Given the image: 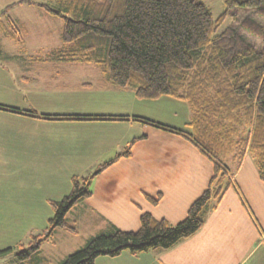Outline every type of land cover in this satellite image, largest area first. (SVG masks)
<instances>
[{
  "label": "trees",
  "instance_id": "obj_1",
  "mask_svg": "<svg viewBox=\"0 0 264 264\" xmlns=\"http://www.w3.org/2000/svg\"><path fill=\"white\" fill-rule=\"evenodd\" d=\"M16 3L37 6L63 20L62 45L53 51L56 60L93 63L101 72L102 84L133 88L139 98L171 96L187 102L192 111L190 130L164 127L192 139L214 161L208 187L192 202L182 221L173 224L143 212L138 229L97 234L58 264H95L100 256L168 249L191 237L203 227L212 200H220L232 184L227 157L239 165L250 154L264 182V24L242 19L243 27L260 38V48L237 27L218 31L237 7L254 8L264 18V0H224L225 9L216 17L203 0H58L59 7L18 0L0 15ZM7 19V35L22 43L20 27L9 16ZM131 146L93 176L121 156H130ZM88 181L73 176L71 191L49 200L53 215L48 225L32 236L28 246L15 252L17 261L32 262L40 257L42 243L52 240L57 227L77 233L67 214L76 203L92 196ZM147 196L154 204L161 198V194ZM13 250H0V256Z\"/></svg>",
  "mask_w": 264,
  "mask_h": 264
},
{
  "label": "rangeland",
  "instance_id": "obj_2",
  "mask_svg": "<svg viewBox=\"0 0 264 264\" xmlns=\"http://www.w3.org/2000/svg\"><path fill=\"white\" fill-rule=\"evenodd\" d=\"M7 1L17 2L18 0ZM38 1L59 7L58 0ZM203 1L212 10L214 17L225 9L224 0ZM13 8L21 12L24 7H19V9L14 4ZM26 8L29 13L20 16L21 22L25 24L24 31L21 32L23 42L18 43L9 38L1 40L4 53L0 56V104L20 110L31 111L34 109L41 114L93 115L97 118L117 117L123 123L118 121L117 124H111L110 121H105L109 124H104V126L107 130H121L125 139L128 140V144L123 145L124 140L118 144L116 150L91 152V156L82 162H74L69 154L61 152L57 160L58 163H56L53 158L54 154L46 150L45 155L48 158L46 160L35 158L32 173L28 172V177L31 176L32 180L31 185L29 181V185H27L25 179L22 180L29 187L26 190L28 196L26 194L23 196V203L15 202L16 189L14 188L20 189L25 185H19V183L17 186L14 185L11 177L12 168L0 169V176L5 178L0 180V250L15 246L13 253L0 257V264L13 262L15 252L28 246L32 239L31 234L43 232V229L48 225V219L53 215L49 200L54 199L59 193L68 194L71 191L73 176H76L80 181L87 178L89 189L98 193L107 177L121 174L122 172H116L117 169L112 168L105 169L93 176L100 166L128 149L130 143H132L131 153L134 157L129 163L133 172L129 173L144 177L146 181L143 187L152 191L149 193L153 197H157L163 192L164 198L155 209V214L161 218L168 217L173 224L185 219L192 202L208 187L210 177L213 175V163L209 161L211 175L209 180L194 183L190 189L189 181L180 165H183L185 161L197 160L198 157L195 153L190 154L189 149L180 146L179 141H172L173 137L156 140L162 141L157 145H154L153 142L139 146L136 144L138 140L134 143L132 140L141 137V134H137L135 130H138V126H144V123H140L138 120L146 122V124L190 130L188 122L191 118L188 104L166 96L156 100L139 99L133 88L120 89L113 85H98L101 72L95 64L56 60L53 56V51L62 45L60 35L63 20L51 16L45 11H43L45 17L40 19L37 15L38 12H41L38 7ZM7 16H9L8 12L2 18H7ZM245 17L253 18L264 24V18L257 14L254 8L237 7L231 10L218 31L221 32L228 26L237 27L249 40L258 45L257 48H260V38L251 34L242 25V19ZM32 26L37 28L29 29ZM25 29H29V31L26 32ZM3 126L0 124V130ZM36 128L38 129L35 130H47V128L42 129L37 126ZM53 129L69 130V126L60 125L59 128L54 127ZM6 153V157L12 158L11 155L18 152L7 150ZM38 154H40L39 150ZM145 160L149 165L140 163ZM246 160L248 163L242 166L240 172H237V167L234 166L230 169L231 174L235 176L237 188L231 184L225 190L227 194L224 196L219 210L208 214L209 216L205 218L210 226L202 234L205 241L209 243L210 251L224 247L227 264H254L256 261L258 263L260 260L264 261V223L254 210L256 209L254 208L256 199L260 203L263 201L258 198V195L262 192L264 194L262 190L264 182L254 170L253 157L250 156ZM250 160H253L252 169ZM37 162L38 164H36ZM25 173H23V178H25ZM228 180V177L223 180V186ZM196 186L198 189L194 194ZM215 202L216 199H213L212 205H215ZM31 207L33 212H31ZM80 226L82 232L78 237L70 235L74 238L73 242L59 238V244L56 247L52 243L45 246L56 253L60 251L59 255L80 249L77 247L81 244L80 240L85 234V225L80 222ZM252 226L260 228L258 235L262 241L257 250L252 247L253 252L249 249L250 245L247 246L254 235ZM221 230L223 232L218 233ZM238 233L242 237L239 238ZM222 255L221 252L214 257Z\"/></svg>",
  "mask_w": 264,
  "mask_h": 264
},
{
  "label": "crops",
  "instance_id": "obj_3",
  "mask_svg": "<svg viewBox=\"0 0 264 264\" xmlns=\"http://www.w3.org/2000/svg\"><path fill=\"white\" fill-rule=\"evenodd\" d=\"M12 2L14 1L0 0V12H2V10ZM15 5L18 8H24H22L20 12L15 10L12 5L7 8V12L10 19L17 21L14 22L20 27V30L22 32L24 31L25 24L21 22L20 16L25 15V13H29L26 7L37 6L18 3H16ZM38 10H40L41 12H38L37 15H39L40 19H43V17H45L43 15V10L39 7ZM13 14H16L18 16H14ZM4 15L5 14L0 15V56L4 53V47L2 43L3 38L11 39L7 35V30L9 29L8 19L4 18L6 19L4 20L2 18V16ZM35 28L37 27L32 26V28L29 29L35 30ZM29 29H25V31L28 32ZM98 83V85L102 86L108 85L102 84L100 79H98ZM166 97L177 99L171 96ZM177 101L183 100L177 99ZM191 114L192 111L190 108V118ZM136 118L138 119V117ZM105 121H110L109 123L111 124H117L118 121H120V123H123L120 119H117V117L97 118L93 115L70 116L63 114H41L36 112L34 109L31 111L28 109L20 110L7 105L0 104V124H2V126L5 125L7 127L6 128L3 126L2 130H0V169L5 170L7 168H12L11 177L14 182V185L17 186L18 183L19 185H23L24 183L22 182V180L24 179L27 185H31L32 180L30 178L31 176L28 177V172L29 174L32 173V167H34L35 165V158H39V160H46L48 158L45 155L47 153L46 150L54 154L55 157L53 158L55 159L56 163H58L57 160L60 157L61 152H66V154H69V156H71L70 158L74 160V162H82L87 160L91 156V152H98L107 149L116 150L118 148V144L124 142V140L125 142L123 143V145H127L128 140L125 139L124 133L121 132V130H107L104 124L109 123ZM138 121L140 123H144V126H138V130H135V132L137 134H141V136L144 137L138 139V141L136 142L137 145L141 146L153 142L154 145H157L159 144V142L162 141L156 140H160L161 138L164 140L166 139V137H173L172 141H179L180 146L189 149L190 154L195 153L198 157L197 160L185 161L183 165H180L186 174L187 180L189 181L190 189L192 188V185L194 183L196 184L201 180H209V177L211 176L210 162L213 163L214 173V161L206 153H204L202 149L197 146V144H195L192 139L182 133H179L178 131L174 132L171 129L167 130V128H165L164 126H158L156 124H146V122H143L141 120ZM60 125L69 126V130L53 129L54 127L59 128ZM36 126L42 129L47 128V130H35L38 129L36 128ZM154 135H156L157 137L155 138ZM38 141L41 142V144H39ZM7 150H12L18 153L11 155L12 158H8L6 157ZM38 150L40 154H38ZM250 156V154H246L239 165H237L231 157H227V166L229 169H231L233 166L235 168L237 167V172H240L242 166H245L248 163L246 159ZM133 157L134 156H132L131 154L130 156H124L117 159L107 169L116 168V172L122 173L115 174V176L112 177H107L105 180V184H103L101 190L98 193L93 192L91 197L76 203L70 209L67 214V221L70 224L77 226L76 234L70 233L62 228L57 227L56 229H54L52 240L44 241L42 243L40 257L34 259L32 262L30 261L24 263L14 259L13 262H11L10 264L60 263L70 253H61V255H59L60 251H57L56 253L45 245H49L48 243H52L56 247L59 244V238H62L64 241L67 242H73L74 238H72V236L70 235L78 237L80 235L79 233L82 232L81 226L83 225L80 226V222L81 224L85 225V234L80 240L81 244H79V247L77 248H82V246H85V244L92 237L100 233L111 232L114 229H138L139 218L143 212H150L154 217L161 218L155 214V209H157L158 205L164 198V195L162 194L163 192H161L162 196L158 204H154L148 198L147 194L151 195L150 193L152 191L143 187V184L145 183L146 179L141 175H133L129 173L133 172L129 164ZM253 160L249 161L250 165ZM140 163L149 165L146 160ZM253 163L254 170L256 171V173H258L259 177V171L255 160L253 161ZM36 164H38V162ZM151 164L154 163L151 162ZM24 172H26L25 178L22 177ZM229 175L232 185L237 188L234 179L235 176L231 174V172ZM4 179V177L0 176V180ZM27 185L20 189H18L17 187L14 188L16 189L15 202L23 203V196L26 194V190L29 189ZM197 189L198 186L195 187L194 194H196ZM262 190L264 191V186L262 187ZM226 194L227 191H225L223 197L220 200L216 199L215 205H212L211 202L206 217L209 216L212 212L219 210V206ZM26 195L28 196V193ZM64 195L65 194L59 193L55 196L54 199H59ZM263 195V192L258 195V198H261L263 201L262 203H260V201L256 199V201L254 202V208L256 209L254 210L255 213L260 216L264 223V198H262ZM136 200L137 202H135ZM30 209L31 212H33L32 207ZM162 218H166L170 221L168 217ZM206 220L203 227L199 231H197L191 237L178 242L171 248L152 249L138 255H132L128 252H124L121 255L115 257L100 256L97 258L95 264H227V257H225L223 251L224 247H220L216 251H210L211 248L209 246V243H207L202 236L203 232L210 226L206 222ZM252 229L254 230V235L251 241L247 244V246L250 245L249 249L251 250V252H253L252 247L254 248V250H257L258 245L261 246L262 244V241H260L258 235L260 233V228H258V226H252ZM222 232L223 230L218 231V233ZM240 234L238 233L239 238L242 237ZM33 235L34 234L32 233L31 238ZM11 247L15 248V246ZM13 252L14 251H11L9 254ZM221 252L223 253L221 257H214ZM3 256L4 255H1L0 257ZM254 264H264V261L260 260L259 263L258 261H256L254 262Z\"/></svg>",
  "mask_w": 264,
  "mask_h": 264
}]
</instances>
